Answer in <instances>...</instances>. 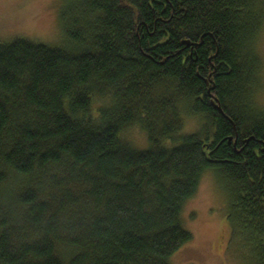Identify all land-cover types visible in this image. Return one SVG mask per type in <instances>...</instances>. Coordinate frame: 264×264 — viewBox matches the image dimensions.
<instances>
[{
  "label": "trees",
  "instance_id": "trees-1",
  "mask_svg": "<svg viewBox=\"0 0 264 264\" xmlns=\"http://www.w3.org/2000/svg\"><path fill=\"white\" fill-rule=\"evenodd\" d=\"M60 23L0 39V264H172L209 169L264 264V0H77Z\"/></svg>",
  "mask_w": 264,
  "mask_h": 264
},
{
  "label": "rangeland",
  "instance_id": "rangeland-1",
  "mask_svg": "<svg viewBox=\"0 0 264 264\" xmlns=\"http://www.w3.org/2000/svg\"><path fill=\"white\" fill-rule=\"evenodd\" d=\"M77 0H0V39L22 36L45 43L62 39L60 13ZM258 50L263 60L262 84L257 102L264 107V27L259 36ZM184 130L197 128V121L185 118ZM135 148H144L146 134L135 124L124 132ZM12 184V183H11ZM229 200L219 176L213 170L203 173L195 194L182 209L184 226L191 231L192 240L171 257L172 264H250L251 253L242 237L232 230L227 220Z\"/></svg>",
  "mask_w": 264,
  "mask_h": 264
},
{
  "label": "water",
  "instance_id": "water-1",
  "mask_svg": "<svg viewBox=\"0 0 264 264\" xmlns=\"http://www.w3.org/2000/svg\"><path fill=\"white\" fill-rule=\"evenodd\" d=\"M218 106V105H217ZM218 108H219V106H218ZM230 140V139H229Z\"/></svg>",
  "mask_w": 264,
  "mask_h": 264
}]
</instances>
